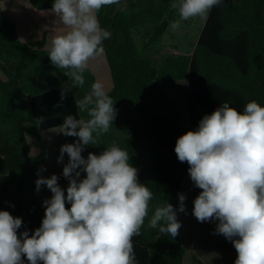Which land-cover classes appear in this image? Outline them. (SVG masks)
I'll use <instances>...</instances> for the list:
<instances>
[{"label": "trees", "instance_id": "1", "mask_svg": "<svg viewBox=\"0 0 264 264\" xmlns=\"http://www.w3.org/2000/svg\"><path fill=\"white\" fill-rule=\"evenodd\" d=\"M2 2L13 6V18ZM121 2L97 13L101 27L112 33L103 41V55L111 75L108 94L116 101L117 115L110 130L96 145L85 146L82 155L98 154L112 144L126 150L139 181L153 193L149 217L157 205L169 202L177 209L178 219L179 195L189 168L174 151L178 137L195 129L200 119L222 102L239 111L252 100L264 106V0H223L213 6L187 52H163L159 44L179 14L171 7L172 0H135L120 8ZM28 3L41 12H30ZM52 4L53 0H0V210L22 218L18 234L29 230L31 235L45 214L35 184L47 161L41 131L62 125L67 115L87 119L86 113L78 112L75 101L97 80L89 67L84 87L71 89L61 101V87L68 77L50 62L49 41L55 34L48 36L43 16L52 17V25L65 26L52 13ZM24 10L33 22L29 18L28 22L26 15L23 19ZM38 13L43 15L40 19ZM24 21L35 37L23 38L22 33L32 34L31 29L19 25ZM140 28L149 36L142 47L134 37ZM147 49H154L159 57L148 54ZM180 79L188 83L186 129L182 112L167 93L168 84ZM76 139L68 136L66 143ZM33 146L38 150L35 154L31 153ZM67 161L65 154L61 164L65 194L69 181L62 172ZM65 206L71 205L66 202ZM149 217L140 235L132 237L136 264H183L187 252L180 229L175 237L160 233L148 227ZM215 245L237 257L226 238ZM22 259L29 264L25 256Z\"/></svg>", "mask_w": 264, "mask_h": 264}, {"label": "clouds", "instance_id": "2", "mask_svg": "<svg viewBox=\"0 0 264 264\" xmlns=\"http://www.w3.org/2000/svg\"><path fill=\"white\" fill-rule=\"evenodd\" d=\"M222 2L172 0L171 7L180 20H188L205 18ZM119 3L53 0L51 11L67 29L52 38L48 52L50 62L68 77L61 101L71 89L84 87L90 59L103 55V41L112 35L101 27L97 13ZM179 22L171 26L177 28ZM115 102L100 80L76 99L78 112L88 118L67 115L61 125L60 133L78 138L61 145L57 158L62 163L68 156L62 172L69 181L66 194L57 174L35 181L37 191L46 186L52 195L43 201L42 223L31 235L29 230L18 234L20 216L0 210V264H25L22 256L29 264H136L132 237L140 235L149 217L153 193L118 145L82 155L85 146L96 145L110 130L117 115ZM174 151L180 162L188 163L191 181L201 189L192 214L200 222L218 221L215 233L237 251L234 264H264V106L252 100L239 111L222 102L195 129L178 137ZM185 199L179 195V212L186 211ZM148 227L175 237L181 227L177 209L169 202L157 205Z\"/></svg>", "mask_w": 264, "mask_h": 264}, {"label": "rangeland", "instance_id": "3", "mask_svg": "<svg viewBox=\"0 0 264 264\" xmlns=\"http://www.w3.org/2000/svg\"><path fill=\"white\" fill-rule=\"evenodd\" d=\"M19 1H23V0H19ZM133 1L135 0H122L120 4V8H123L131 4ZM1 4H3L6 7L4 2H2ZM27 6L29 7L31 5H29L28 3ZM32 10L36 12H41L38 9H35L34 7ZM25 11L26 10H24V12ZM26 13L27 12L23 13V19L25 18L26 15L27 19L29 18L33 22L32 16ZM37 16L40 19L43 15L38 13ZM205 18H201L197 16L190 18L188 20H180L178 14L173 22L179 20L180 21L179 27L173 28L171 26L173 23L172 22L169 25L167 32L159 41L160 46H162V51L187 52L188 50H191L196 40L198 39ZM43 20L48 26H50V27L48 26L46 27L49 30L48 36L51 35V33L55 34L54 36L61 35L65 31H67L66 28L60 25H52V23L55 21L52 17H48V14H45V16H43ZM16 22L18 24V20ZM36 23L37 22L34 21V24ZM25 24H26L25 21L21 22V24L19 22V25L21 27L25 26ZM34 24L32 25L33 28H35ZM30 32L32 34H29V37L30 38H32L33 36L35 37L32 29ZM145 33L146 30L144 28H140V30L134 31L135 41L140 47H142L143 43L149 39V36L147 34L145 35ZM52 38H50L49 47H51ZM154 51H155L154 49L146 50L148 54H151L154 57L156 56L159 57L160 54L157 53L155 54ZM89 67L91 69L93 68L92 70H94L96 79L102 81L105 85L106 91L109 92L112 86L110 83L111 75H109L107 69L108 65L107 63H105L104 55L90 59ZM187 89H188V83L187 80L185 79L172 81L168 84L167 87V93L169 98L177 103L178 109L183 114L182 125L184 129H186V127L189 124ZM28 128H29L28 126H25L26 130ZM60 132H61V125L58 127H53L41 131V136L47 147V161L45 165V170L41 176L49 177L52 174H57L59 177L58 183L62 186V177H61L62 163H58L57 158L60 155V147L61 145L67 142L68 136L63 135ZM185 132H187V130H185ZM32 139L33 138L29 136V141L31 143L33 141ZM37 151L38 150L33 146L31 153L35 154L37 153ZM200 191L201 189H199L193 184L189 173H187L182 185V194H184L186 197L184 201L186 206V211L185 212L178 211V220L181 222V227H180V234L182 237L181 239L187 252L183 264H222L223 261H225L227 264H234L233 263L234 255L236 259V254L232 251L221 250L215 245L216 242L225 238L222 234H216L214 231L216 228V223H218V221L200 222L192 214V209L194 206L193 201L199 195ZM38 195L40 199L44 201L45 199L50 198L52 193L50 192V190L46 188V186H42L41 189L38 191Z\"/></svg>", "mask_w": 264, "mask_h": 264}, {"label": "crops", "instance_id": "4", "mask_svg": "<svg viewBox=\"0 0 264 264\" xmlns=\"http://www.w3.org/2000/svg\"><path fill=\"white\" fill-rule=\"evenodd\" d=\"M7 8V9H6ZM6 8H4L5 9V11H6V13L8 14V15H10V16H13V13L11 12L12 10H13V6H9V7H6ZM33 8H29V11L30 12H32L33 10H32ZM24 27H29L28 25H27V23L25 24V26ZM28 29H31V27H29ZM18 30H19V28H18ZM19 32V35H22L23 34V37L25 38V39H27V38H29V33H28V31H27V33H22L21 34V30L20 31H18ZM181 235V234H180ZM182 238V237H181ZM184 245V244H183Z\"/></svg>", "mask_w": 264, "mask_h": 264}]
</instances>
